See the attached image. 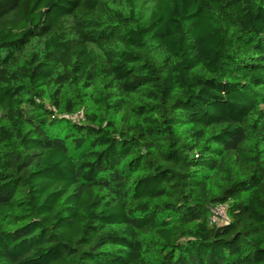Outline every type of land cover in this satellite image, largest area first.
Returning a JSON list of instances; mask_svg holds the SVG:
<instances>
[{
    "label": "trees",
    "instance_id": "1",
    "mask_svg": "<svg viewBox=\"0 0 264 264\" xmlns=\"http://www.w3.org/2000/svg\"><path fill=\"white\" fill-rule=\"evenodd\" d=\"M0 264H264V0H0Z\"/></svg>",
    "mask_w": 264,
    "mask_h": 264
},
{
    "label": "built area",
    "instance_id": "2",
    "mask_svg": "<svg viewBox=\"0 0 264 264\" xmlns=\"http://www.w3.org/2000/svg\"><path fill=\"white\" fill-rule=\"evenodd\" d=\"M226 205H217L211 209L209 223L212 226H220L228 221V215L226 212Z\"/></svg>",
    "mask_w": 264,
    "mask_h": 264
},
{
    "label": "rangeland",
    "instance_id": "3",
    "mask_svg": "<svg viewBox=\"0 0 264 264\" xmlns=\"http://www.w3.org/2000/svg\"><path fill=\"white\" fill-rule=\"evenodd\" d=\"M84 112L85 110H81L79 113H77L76 115L72 116L75 121L77 120H80V119H83L84 117Z\"/></svg>",
    "mask_w": 264,
    "mask_h": 264
}]
</instances>
